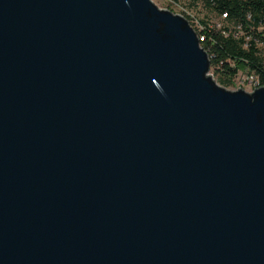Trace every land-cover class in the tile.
I'll list each match as a JSON object with an SVG mask.
<instances>
[{
    "label": "water",
    "instance_id": "water-1",
    "mask_svg": "<svg viewBox=\"0 0 264 264\" xmlns=\"http://www.w3.org/2000/svg\"><path fill=\"white\" fill-rule=\"evenodd\" d=\"M209 67L153 0H0V264H264V85Z\"/></svg>",
    "mask_w": 264,
    "mask_h": 264
},
{
    "label": "trees",
    "instance_id": "trees-1",
    "mask_svg": "<svg viewBox=\"0 0 264 264\" xmlns=\"http://www.w3.org/2000/svg\"><path fill=\"white\" fill-rule=\"evenodd\" d=\"M198 2L210 13L220 17L222 21V26L219 28L215 23L208 21L212 19L211 14H206L207 16L201 18L203 28L197 31L200 36L204 37L201 45L208 52V37L205 30L218 34L217 42L212 45L213 49L217 52V57L214 59V62L223 60L224 65L218 72V69H213V60L211 58V69L213 70L214 76L218 77L222 85L228 87L229 85L235 84V73L238 67L249 66L251 69L260 73L262 83H264V61L263 57L256 53V43L251 41L249 48L244 47L246 35L254 34L261 36L263 34L264 0H190L189 6H197L196 4ZM183 14L188 19L192 18L186 11ZM236 23L243 24V33L240 38L229 30L235 29ZM224 32H228L229 35L226 36ZM228 55L236 58L235 65L229 63L227 59ZM242 58L249 60L245 62Z\"/></svg>",
    "mask_w": 264,
    "mask_h": 264
},
{
    "label": "built area",
    "instance_id": "built-area-1",
    "mask_svg": "<svg viewBox=\"0 0 264 264\" xmlns=\"http://www.w3.org/2000/svg\"><path fill=\"white\" fill-rule=\"evenodd\" d=\"M226 16H227V13H226ZM188 20H193V19L190 18ZM242 25H243L242 23H236L235 29H229V30L231 32L235 33L236 35H238V38H240L241 34L243 33ZM196 28H202V27L196 25ZM260 29H263V28H260ZM195 31H196V29H195ZM205 31H206V34L208 37V44H207V46L209 47V55L208 56H209V58H212V60H213V69H218V72H219V70L223 67L224 62H223V60H219V61L214 62V59L217 57V52L212 47V45L217 42V35L218 34L211 32V31H208V30H205ZM251 41L256 43V46H257L256 53L261 55L263 57V61H264V31H263V34L261 36L254 35V34L246 35L244 47L249 48V46H251V43H250ZM227 59L231 65L236 64V58H234L232 55H228ZM242 59H244L245 62H248V60H249L247 58H242ZM208 74H211V73H208ZM235 77H239V84L238 85H229L228 86L229 88L231 87V88L235 89V88L243 87L246 90L253 91L255 88L259 87L260 85H264V83H262L260 73L256 72L254 69H251L249 66L238 67V69L235 73ZM213 78L219 84H221L218 77H213Z\"/></svg>",
    "mask_w": 264,
    "mask_h": 264
},
{
    "label": "rangeland",
    "instance_id": "rangeland-1",
    "mask_svg": "<svg viewBox=\"0 0 264 264\" xmlns=\"http://www.w3.org/2000/svg\"><path fill=\"white\" fill-rule=\"evenodd\" d=\"M153 1L158 6L162 8H169L170 10L177 12V13H183L184 11L189 13L193 19V20H189V22L194 29L196 28V25L202 27L201 18H204L205 16H207L206 14H211V17H212V19H209L208 21L215 23V25L218 26L219 28H221L222 26L221 18L218 17L217 15H213L212 13H210L199 2L198 4H196L197 6L195 5L189 6L190 0H153ZM197 29L200 30L201 28H197ZM238 84H239V77H237V79L235 80L234 85H238Z\"/></svg>",
    "mask_w": 264,
    "mask_h": 264
},
{
    "label": "bare ground",
    "instance_id": "bare-ground-1",
    "mask_svg": "<svg viewBox=\"0 0 264 264\" xmlns=\"http://www.w3.org/2000/svg\"><path fill=\"white\" fill-rule=\"evenodd\" d=\"M225 17V16H224ZM197 29V28H196ZM202 29V28H201ZM206 29V28H205ZM197 31H200V30H196V33H197ZM202 31V30H201ZM220 31H221V29H220ZM225 33V35L226 36H228L229 35V33L228 32H224ZM235 34V33H234ZM197 35H198V37H199V41H200V45H201V42L202 41H204V37L203 36H200L198 33H197ZM236 35V34H235ZM238 36V35H237ZM202 46V45H201ZM206 50V49H205ZM206 52L208 53V55H209V52L206 50ZM210 59V67H209V71H208V73H211V76L212 77H215L214 76V73H213V70L211 69V58H209ZM236 79H237V77H236ZM235 79V80H236Z\"/></svg>",
    "mask_w": 264,
    "mask_h": 264
}]
</instances>
